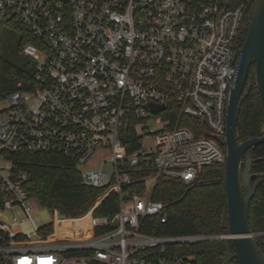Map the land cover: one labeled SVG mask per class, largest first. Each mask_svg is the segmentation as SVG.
I'll use <instances>...</instances> for the list:
<instances>
[{
	"label": "built area",
	"instance_id": "2783aa9c",
	"mask_svg": "<svg viewBox=\"0 0 264 264\" xmlns=\"http://www.w3.org/2000/svg\"><path fill=\"white\" fill-rule=\"evenodd\" d=\"M232 3L0 0V29L28 31L20 54L34 68L31 87L0 99V264H190L168 248L226 237H156L140 227L147 217L166 221L163 203L150 198L157 176L191 182L202 167L225 163L215 137L225 136L246 18L245 2ZM182 117L197 123L179 126ZM17 152L70 159L83 184L117 196V212L43 235L28 175L13 174L5 158ZM139 166L156 174L131 194ZM16 211L32 234L19 230Z\"/></svg>",
	"mask_w": 264,
	"mask_h": 264
},
{
	"label": "trees",
	"instance_id": "16d2710c",
	"mask_svg": "<svg viewBox=\"0 0 264 264\" xmlns=\"http://www.w3.org/2000/svg\"><path fill=\"white\" fill-rule=\"evenodd\" d=\"M254 1L232 0V4H246L241 44L247 33L246 22ZM2 30L5 37L0 41V99L16 90L19 84L23 89L31 87L34 73L32 63L20 54L21 47L32 41L28 31L15 24L2 27L0 33ZM254 70L253 65L245 87H249V92L241 104L236 125L238 140L261 137L264 132ZM195 123V120L182 117L179 126L193 128ZM133 148L127 147L128 151ZM5 158L10 162L13 174L27 173L25 191L37 200L39 206L55 214V224L43 227V235L51 234L54 227L60 231L68 226H80L88 220V213L98 199L99 204L92 211L93 217L110 220L118 210L114 193L105 196L106 188L95 189L83 184L76 164L59 153L17 152L6 154ZM246 158L252 159L251 186L256 185L249 207V225L252 233H264V143L249 149L244 160ZM130 174L134 184L128 187L129 192L142 194L143 180L155 175L156 169L139 166L131 169ZM223 175L224 163H215L202 167L191 182L157 176L150 198L163 203L166 221L162 222L160 217H147L142 221L140 232L156 237L227 235V227L223 225L226 203ZM255 242L264 253V238H255ZM168 249L170 253L188 259L190 264H220L225 251H232L233 246L230 240L223 239L172 245ZM232 264H237V261L233 260Z\"/></svg>",
	"mask_w": 264,
	"mask_h": 264
},
{
	"label": "water",
	"instance_id": "95a60500",
	"mask_svg": "<svg viewBox=\"0 0 264 264\" xmlns=\"http://www.w3.org/2000/svg\"><path fill=\"white\" fill-rule=\"evenodd\" d=\"M246 24L247 33L240 49L242 60L229 92L225 136L215 137L225 150L222 185L226 193V203L223 225L227 227L228 234L223 239L230 240L233 246L232 251L228 249L223 254V264H232L233 260L237 264H264V253L255 242L259 234L252 233L249 225L250 202L256 192V185L251 186L252 159L244 160L249 149L264 143V132L261 137L247 140H238L236 135L241 104L249 92V87L245 88L246 82L253 65L264 119V0L254 1ZM150 109L156 113L164 107L150 105Z\"/></svg>",
	"mask_w": 264,
	"mask_h": 264
},
{
	"label": "rangeland",
	"instance_id": "374dc122",
	"mask_svg": "<svg viewBox=\"0 0 264 264\" xmlns=\"http://www.w3.org/2000/svg\"><path fill=\"white\" fill-rule=\"evenodd\" d=\"M4 33H5V31L2 30L0 33V41H3V39L5 37L3 35ZM4 106H6V102L0 101V108H3ZM149 144H150L149 141H147L144 143V146L149 147ZM98 201H99V199H98ZM98 201H97L96 205L89 211L88 216H90L92 214V211L99 204ZM15 215H16L18 221H22V216L18 211L15 212ZM32 220L34 221V223L38 227H42V226H45V225L50 224V223L55 224V214H53L50 211L39 206L37 211H35L33 213ZM18 227H19V230H21L24 234H32V232H33V229L30 226V224L26 223L25 221L18 223Z\"/></svg>",
	"mask_w": 264,
	"mask_h": 264
}]
</instances>
